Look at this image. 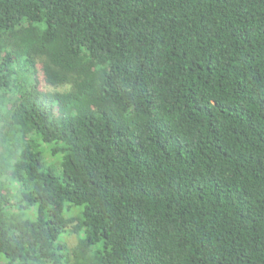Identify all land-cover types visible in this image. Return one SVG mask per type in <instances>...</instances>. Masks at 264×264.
<instances>
[{
	"label": "trees",
	"instance_id": "1",
	"mask_svg": "<svg viewBox=\"0 0 264 264\" xmlns=\"http://www.w3.org/2000/svg\"><path fill=\"white\" fill-rule=\"evenodd\" d=\"M0 264H264V0H0Z\"/></svg>",
	"mask_w": 264,
	"mask_h": 264
},
{
	"label": "rangeland",
	"instance_id": "2",
	"mask_svg": "<svg viewBox=\"0 0 264 264\" xmlns=\"http://www.w3.org/2000/svg\"><path fill=\"white\" fill-rule=\"evenodd\" d=\"M45 88H47V90L48 91H54V89H51V88H48V87H45ZM65 241H66V243H67V245L69 246V247H72V246H74L75 244H76V236L75 235H72V236H65Z\"/></svg>",
	"mask_w": 264,
	"mask_h": 264
}]
</instances>
